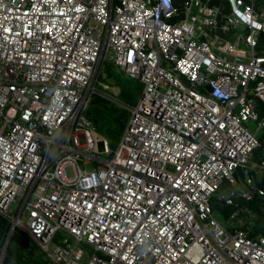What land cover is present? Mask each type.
I'll return each instance as SVG.
<instances>
[{
  "label": "built area",
  "instance_id": "1",
  "mask_svg": "<svg viewBox=\"0 0 264 264\" xmlns=\"http://www.w3.org/2000/svg\"><path fill=\"white\" fill-rule=\"evenodd\" d=\"M227 3L184 0L175 20V0H0V264L17 227L53 264H264V234L225 227L211 204L264 131V17ZM105 61L143 84L117 146L100 136L107 158L87 116ZM245 182L238 195L264 197Z\"/></svg>",
  "mask_w": 264,
  "mask_h": 264
},
{
  "label": "crops",
  "instance_id": "2",
  "mask_svg": "<svg viewBox=\"0 0 264 264\" xmlns=\"http://www.w3.org/2000/svg\"><path fill=\"white\" fill-rule=\"evenodd\" d=\"M183 1L184 0H175V4L180 11L179 15L175 16V20L183 16ZM203 1H206L208 5L220 7L224 12L229 10L227 0ZM254 5L257 11L264 17V0H254ZM239 29L246 33L247 29L245 26H240ZM204 30V37L210 40L215 46H219L220 41H230L237 43L238 46L245 51L246 56L251 52L249 45L238 38V33L234 29L224 31L219 27L207 26ZM257 40L254 52L264 54V35H258ZM258 137L261 144L255 149L249 164L237 169L236 181L232 184L225 182L218 190L221 191L220 196L214 200V194L211 197L213 214L215 216V213L219 212L221 217H215L221 224L229 229L241 227L250 235L264 234V197H255L253 200H248L237 193L247 189V184L245 182L246 176L252 177L253 183L256 185H264V168L260 166L261 161L264 159V131H259ZM232 192L235 194L232 195ZM229 196H232V203L226 201V198ZM1 217L6 221L9 227L8 221L3 216ZM4 231L5 230L0 229V233ZM24 234L25 236H23L24 239L21 245L30 241L25 232Z\"/></svg>",
  "mask_w": 264,
  "mask_h": 264
},
{
  "label": "trees",
  "instance_id": "3",
  "mask_svg": "<svg viewBox=\"0 0 264 264\" xmlns=\"http://www.w3.org/2000/svg\"><path fill=\"white\" fill-rule=\"evenodd\" d=\"M107 68V79L108 76L115 79L120 88V97L118 99L110 98L102 93L104 91L102 86H98L87 109V116L98 126L100 132L109 139L110 146L115 148L129 121L132 107L136 105L141 95L143 84L139 80L130 77L123 70L117 68V70H114L111 67L107 71ZM259 114L264 117V103L259 105ZM7 251L9 254L8 248ZM9 255L16 260L11 254ZM17 262L22 264L19 261Z\"/></svg>",
  "mask_w": 264,
  "mask_h": 264
},
{
  "label": "rangeland",
  "instance_id": "4",
  "mask_svg": "<svg viewBox=\"0 0 264 264\" xmlns=\"http://www.w3.org/2000/svg\"><path fill=\"white\" fill-rule=\"evenodd\" d=\"M107 66H108V68H107ZM111 67L114 70L118 69L112 63L109 64L107 61H105V68H107V71H109V69ZM118 70H120V69H118ZM100 82H102L104 84V85L101 84V86L104 90L102 93H104L106 96H108L110 98L118 99V97H120V88H119V86H118V84L114 78L108 76V79H107V75L106 76L101 75L100 76ZM98 86H100V85H98ZM94 125H95V128L91 129V134L94 137L95 143H96L94 152H95V154H98L100 157L107 158L108 155L103 153V152H100L99 148H98V141L100 140V136H104V135L100 132V129L98 128V126L96 124H94ZM248 126L250 129L253 130L256 127V122L255 121H249ZM119 141H120V139H119ZM96 164H97V162H95V161H93L92 164L80 162L81 167L83 169H87V170L94 169L96 167ZM65 172H66L67 176H69V177L72 176L73 175V167L69 166V165L66 166ZM220 193H221V191H216L213 195L214 196L213 200L216 199L217 197H219ZM15 206H16V201L13 202V204L11 206V211L14 210ZM215 216L218 218L221 217L219 212H216ZM8 228L9 227L6 224V221L0 216V229L8 231ZM23 236H25L24 232L20 229V227H17L15 229V231L13 232L12 238L10 239V241L8 243L9 254H11L13 257H15L16 260L21 262L22 264H53L47 258L46 254L38 246L37 243H35L33 241H28L27 243L21 245V242L24 239Z\"/></svg>",
  "mask_w": 264,
  "mask_h": 264
},
{
  "label": "water",
  "instance_id": "5",
  "mask_svg": "<svg viewBox=\"0 0 264 264\" xmlns=\"http://www.w3.org/2000/svg\"><path fill=\"white\" fill-rule=\"evenodd\" d=\"M3 264H19V263L7 253L3 258Z\"/></svg>",
  "mask_w": 264,
  "mask_h": 264
}]
</instances>
